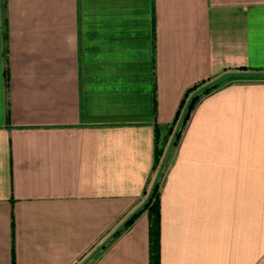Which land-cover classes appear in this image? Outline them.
Wrapping results in <instances>:
<instances>
[{"label": "crops", "instance_id": "crops-1", "mask_svg": "<svg viewBox=\"0 0 264 264\" xmlns=\"http://www.w3.org/2000/svg\"><path fill=\"white\" fill-rule=\"evenodd\" d=\"M247 71L264 0H0V264H81L147 199L186 91ZM220 80L162 181L158 264H264V75ZM85 264H151L149 210Z\"/></svg>", "mask_w": 264, "mask_h": 264}, {"label": "trees", "instance_id": "trees-1", "mask_svg": "<svg viewBox=\"0 0 264 264\" xmlns=\"http://www.w3.org/2000/svg\"><path fill=\"white\" fill-rule=\"evenodd\" d=\"M207 83H208L207 81H202V82L196 83L186 91L184 99L181 103V108L179 110L178 116L175 119L174 123L171 124V126L168 128V131L165 134L157 135V137H156V151H155V156H156L155 175L153 177V182L155 181V179L158 176L159 169H160L161 163H162V159L164 157L165 152L168 149L170 137H171L172 133L174 132V128H175V125L177 124V122L181 119V117H183L182 125H181L179 131L176 132L175 137H174V141H173V147L174 148L179 145L181 138L183 136V133H184L186 126L188 124V121L191 117L192 111L194 110L199 99L203 95L210 93L211 91L221 87L223 84L222 80H220V81H217V82H215L209 86H206L204 89L197 92V90L199 88L203 87ZM170 161H171V159L169 156L166 165H164V167H163V171L161 172L159 178L156 180V183L154 185L151 196L145 202L143 207L115 234V235H117L125 227H128L143 209H148L149 210V217H150L151 264H158V262H159V227H160V204H159V200H160V193L158 190H159V183L161 181V177H162L163 173H165V170L167 172Z\"/></svg>", "mask_w": 264, "mask_h": 264}, {"label": "water", "instance_id": "water-1", "mask_svg": "<svg viewBox=\"0 0 264 264\" xmlns=\"http://www.w3.org/2000/svg\"><path fill=\"white\" fill-rule=\"evenodd\" d=\"M233 74H246V75H264V72H256V71H247V72H226L224 74H222L221 76L217 77L216 79L212 80L211 82H208L207 84H205L203 87L199 88L197 90V92L201 91L202 89H204L206 86L222 79L223 77L225 76H228V75H233ZM196 92V93H197ZM169 150L170 148L167 150V152L165 153V156L163 158V161H162V166L165 164L167 158H168V155H169ZM160 174V173H159ZM158 174V175H159ZM156 180L157 178L155 179L152 187H151V190L149 191V194H148V197L147 199L145 200V202L148 200V198L151 196V193L153 191V188H154V185L156 183ZM145 202L137 209L135 210L132 214H130L113 232L111 235H109L101 244V246H99L92 254H90L81 264H85L93 255L94 253L100 248L102 247L112 236H114L142 207L143 205L145 204Z\"/></svg>", "mask_w": 264, "mask_h": 264}, {"label": "rangeland", "instance_id": "rangeland-1", "mask_svg": "<svg viewBox=\"0 0 264 264\" xmlns=\"http://www.w3.org/2000/svg\"><path fill=\"white\" fill-rule=\"evenodd\" d=\"M219 81V80H218ZM217 82V81H216ZM215 83V82H214ZM223 83V82H222ZM213 84V83H212ZM211 85V84H210ZM209 86V85H208ZM182 121H183V117H181V119L177 122V124L175 125V128H174V132L172 133V135H171V137H170V141H169V146H168V149L170 148V150H169V155H168V158H169V156H170V159H172L173 158V156H174V153H175V151H176V149H177V147H173V141H174V137H175V134H176V132L177 131H179V129H180V127H181V125H182ZM167 149V150H168ZM167 152V151H166ZM165 152V153H166ZM164 156H165V154H164ZM164 158V157H163ZM168 158H167V160H166V162H165V164L164 165H166V163H167V161H168ZM162 161H163V159H162ZM164 165L162 166V163H161V167H160V169H159V173L161 174V172L163 171V167H164ZM158 173V174H159ZM160 174L157 176V179L159 178V176H160ZM165 175H166V170H165V173H163V175H162V177H161V181H160V183H159V193H160V189H161V185H162V181H163V179H164V177H165Z\"/></svg>", "mask_w": 264, "mask_h": 264}]
</instances>
